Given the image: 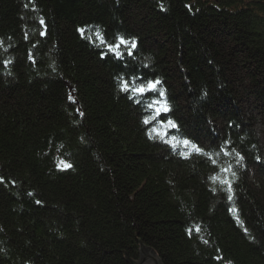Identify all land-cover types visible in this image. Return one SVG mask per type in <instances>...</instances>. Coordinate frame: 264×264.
Instances as JSON below:
<instances>
[{
  "label": "trees",
  "instance_id": "trees-1",
  "mask_svg": "<svg viewBox=\"0 0 264 264\" xmlns=\"http://www.w3.org/2000/svg\"><path fill=\"white\" fill-rule=\"evenodd\" d=\"M0 177V264H264V0H0Z\"/></svg>",
  "mask_w": 264,
  "mask_h": 264
},
{
  "label": "snow or ice",
  "instance_id": "snow-or-ice-1",
  "mask_svg": "<svg viewBox=\"0 0 264 264\" xmlns=\"http://www.w3.org/2000/svg\"><path fill=\"white\" fill-rule=\"evenodd\" d=\"M41 26L44 25L43 21H40ZM82 34L84 32L83 29H78ZM45 33L41 32V36H43ZM97 39L99 40V43L101 45H106L107 51L111 53L117 60L121 59L125 54L128 56H133L134 55V49L136 48V41H127L125 40L124 37L122 36H117L115 37V42L114 43H108L106 39L103 37L102 34L96 33L95 34ZM160 84L159 80H147L146 82H142L140 84H133L129 85L126 81H121V92L128 94V98L132 100H136L137 97L144 96L150 92L156 91L157 86ZM159 96L161 99H154L152 100L146 107L149 110H152L154 112V115L151 118H144L142 123L147 127L151 123H153L157 118L161 117L162 114H166L169 111L168 105L166 100L163 99L164 97V92L161 89L159 91ZM139 102V101H137ZM166 124L172 128L175 129L177 125L175 122L171 119H168L166 121ZM151 133H155L156 137H159L161 139V142L164 143H169L173 147V150L175 151L176 148V138H173L172 140H169L167 138L168 133L165 131L164 133H161L157 128L151 129ZM149 134V139H153L154 136L152 134ZM183 144L187 148L189 145L191 146L192 151L191 152H182L180 153L184 158H189L192 154H198V155H205L203 149H201L197 144L192 143L188 139H183ZM229 142L225 141L224 144L221 146L220 151L225 155L228 156L230 153L227 151ZM238 159L237 163H240V161L243 160V157L239 156V154H236ZM207 159L211 161L213 166L215 167L216 162L215 160L211 157L208 156ZM259 159V158H258ZM63 165L64 168H71L72 165L68 164L64 161H60V163L57 165V167H61ZM243 166V165H241ZM220 171L222 173H230L231 176L234 178L235 177V172L232 171V165H229L227 168H221ZM211 179L215 181L216 177L213 176ZM3 181V178L0 177V182ZM222 185L226 187L227 192H228V200H232V180L225 178L224 180L221 181ZM39 203V201H37ZM197 231L199 230L197 226ZM191 232V230H189Z\"/></svg>",
  "mask_w": 264,
  "mask_h": 264
},
{
  "label": "water",
  "instance_id": "water-1",
  "mask_svg": "<svg viewBox=\"0 0 264 264\" xmlns=\"http://www.w3.org/2000/svg\"><path fill=\"white\" fill-rule=\"evenodd\" d=\"M136 264H162L155 253L148 249L142 248L140 252V258Z\"/></svg>",
  "mask_w": 264,
  "mask_h": 264
}]
</instances>
